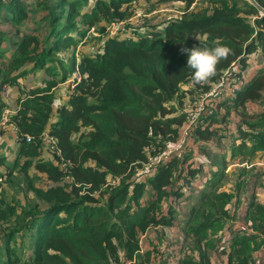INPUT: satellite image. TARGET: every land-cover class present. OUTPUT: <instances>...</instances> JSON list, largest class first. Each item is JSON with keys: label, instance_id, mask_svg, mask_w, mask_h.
<instances>
[{"label": "trees", "instance_id": "trees-1", "mask_svg": "<svg viewBox=\"0 0 264 264\" xmlns=\"http://www.w3.org/2000/svg\"><path fill=\"white\" fill-rule=\"evenodd\" d=\"M16 1L0 0V8L9 9ZM86 1L57 0L55 3L61 10L51 22L65 17L66 24L51 27L48 38L54 37L52 46L44 49L37 35L25 34L0 63V120L5 107L1 97L6 87L22 76V73L11 76L12 73L30 63L35 68L44 67L52 54L75 48L90 28H98L95 25L101 21L122 26L130 17L128 8L121 7L132 0H96L89 14H80ZM169 1L173 0H158ZM175 1L182 2L184 10L178 17L170 18L161 32L140 33L133 29L132 37L106 39L94 57L81 56L77 64L73 60L68 72L75 70L79 82L68 94L65 105L56 103V80L16 99L15 114L8 124L18 128L14 140L19 145L18 156L24 161L18 169L13 166L0 171V190L12 173L26 176L29 169L42 175L46 186L39 188L30 182L28 190L34 200L18 205V212L0 194V264H134L132 259L138 251L140 235L149 226H169L176 209L188 203L189 193L204 189L208 179L200 185V173L204 167L210 168L211 162L203 154L195 156L200 160L189 159L191 163H187L188 153L183 152L180 158L171 157L156 165L151 175L145 170L138 171L140 175L135 171L147 160L150 145L162 148L184 126L188 105L177 113L174 102L181 105L195 86H206L192 83L187 53H182L181 48L222 44L232 50L217 65L207 90L233 63L246 82L217 101L216 111L190 132L193 145L214 142L217 129L210 126L224 120L217 114L221 106L237 109L246 103L262 101L264 66L255 64L262 71L254 75L251 58L258 55L264 58V0H203L204 5L198 9L190 7L194 0ZM66 6L69 8L64 9ZM77 16L79 19L75 20ZM22 19L21 14L15 18ZM125 27L130 28L131 23ZM97 31L101 34L104 29ZM73 33H77L76 38L71 36ZM5 53V49L0 51V61ZM243 71H251L253 77L245 78ZM53 111L55 117L51 119ZM252 119L245 122L250 132L241 131L242 141L236 147L231 145L232 157L251 158L264 151V112ZM10 128L7 124L0 125V141ZM43 131L55 138L60 157L38 141ZM24 135L35 140L26 143ZM247 137L250 146L244 141ZM5 159L0 156V166ZM63 161L68 164V180L61 167ZM136 175L145 176V181ZM107 177L119 179L118 183L109 184ZM146 185L152 187L155 198L142 206ZM232 197L233 194L203 192L198 203L190 208L184 226L199 250L200 243L210 247L213 242L214 250L224 258L212 263L205 251H199L197 260L187 256L180 264H254L251 255L260 243L253 234L243 232L242 236V230L230 231L228 227L214 237L221 228L222 216L230 224L231 216L224 207ZM164 198L169 199L166 216L160 210ZM178 202L182 204L178 206ZM244 205H248L247 201ZM247 218L251 230L264 235V208L249 203Z\"/></svg>", "mask_w": 264, "mask_h": 264}, {"label": "crops", "instance_id": "crops-1", "mask_svg": "<svg viewBox=\"0 0 264 264\" xmlns=\"http://www.w3.org/2000/svg\"><path fill=\"white\" fill-rule=\"evenodd\" d=\"M39 1L40 0H17L13 6H10L9 9L3 10V8H0V35L3 36L0 40V51H4V49L7 51V53L2 56V61H0V63L4 62L5 59H7L9 54L14 50L15 46L21 41L23 35L33 34L38 36V27L43 26L45 24L44 22H46V17L43 20H39V18L41 16H46V14L48 13H51L47 3L45 7L40 8L41 3ZM56 1L57 0H53L54 5L56 4ZM95 1L96 0H92L91 2V0H89L87 3H85L82 9L80 8V14H89L91 12V7L92 5H94ZM133 2H135L134 8ZM145 3V0H132L122 7L123 9L128 8L129 12H133V10L136 8L144 7ZM154 3L155 6L158 7V9L156 11H150L146 13L147 16L151 18V20L155 17L154 15L159 14V12L161 13L165 11L170 13V16H168L169 19L176 18L183 12L184 9V4L180 1L173 0L166 3H158V0H154ZM175 3H181L183 7H181V9L180 7H178L177 9H172V7L175 6ZM67 8L69 7L66 6L64 9ZM53 9H56L54 11L59 13L61 7L55 5ZM20 14L21 16H23V19L21 21H16L15 18H17ZM53 17L54 15L47 23L48 32L46 37H42V39H39V44L44 49L46 47L52 46L53 40H55L54 37L51 36L48 38L51 27L54 26L59 28L60 26L66 24L65 17H63L59 21L51 22ZM166 22L155 24L150 30L161 32ZM101 25L105 26L106 23L104 21H101L97 26L99 27ZM76 34L73 33L71 36L73 38H76ZM58 43L60 44L61 41H59ZM71 48L74 47H70V49H67L65 53L61 52L65 50H60L55 53V55H58V53L60 52V55H63L65 57L70 55V60L63 59L60 62L58 61L59 63L57 64L53 61V58L51 56V60L47 61L44 67L35 68L33 66L34 64L30 63V65L28 64L27 67L21 69L19 72L12 73L11 76L18 73H22V76L18 77L11 86L6 87L5 93L1 97L2 103L5 106L4 108L7 107L10 110H14L17 104L16 99L19 97V95H24L28 93L29 90L41 88L46 85V82L49 81L56 80L57 82H59L63 74L66 75L65 77L71 76L69 78L70 80H67L63 87H69L70 89H72V84H70L69 81L75 79L78 74L75 70L71 73H69L68 71L71 69L73 60L74 64H77L79 59L81 58L79 56L77 58L73 56L75 49L78 52L80 49H83V46L82 44L78 43L76 44L74 49L71 50ZM75 56H77V54H75ZM64 63H70V65L64 67ZM252 65H254L255 68L254 75L259 74L262 71V69L255 65V63H253ZM260 65L264 66V63L262 62ZM55 73H58L57 78L54 75ZM65 77L64 79H67ZM251 77H253V73L249 78ZM59 84L60 83H57L55 85L54 90L56 103L60 102L61 104L65 105L68 100V94L72 91H68L66 93L59 92L60 89L63 88H58L57 86ZM263 112L264 105L262 104V102L246 103L244 107H238L237 109L221 106V108L217 110V114L219 115V117L222 116L224 120H221V122L218 121L212 123V125L210 126V129H217L215 130L216 134L213 138L214 142L202 143L200 146H196L193 145L190 140H187L190 149L189 152H187L188 154L186 156L188 161H186L187 163H191V159H194V161L200 160V158L195 157L198 153L203 154L210 159L211 167L208 169L204 167L205 171L203 170L204 172L200 173V179L202 181L208 179V181L204 185V191H202L201 194L203 192L209 193L211 191H214L216 193L233 194L230 202L224 207L225 211L229 212L231 216V218L229 219L231 226L226 221V217L222 216L220 219L221 228L217 231V233L218 235H220L222 231L228 230L229 227L230 231L234 230L235 228L239 229L240 231L242 230V236L243 232L244 234L246 233V235L253 234L255 236V239L260 243V247L251 255L254 264L264 263V235L257 230H251V224L248 223L247 215L249 203L258 204L264 208V151L255 153L251 158L245 157L248 160H242L240 163H238V165H230L229 162L232 158H234L231 156V150L233 149L231 145L236 147L242 141L240 132H250V129L245 122H252L254 120L252 118ZM54 117L55 113L53 111L51 119H54ZM3 138L5 140L12 141V148L13 150L15 149L17 153L19 150V145L14 140L15 134L12 131H8L7 135ZM244 141L248 146H250L248 137ZM4 144L6 146L9 145L5 141ZM6 155L4 156L7 159H5L3 165L0 166V171H3L4 168L9 167L10 164H13V161H10L8 157L9 155ZM239 156L241 158H244L242 155ZM209 165L210 163L207 164V166ZM137 169L139 172L142 171L141 168ZM139 172H137L136 174L140 175L138 174ZM137 175L136 177H138ZM144 177H138V179L141 181H145V179H143ZM225 179L227 182L225 181ZM106 181L112 182V179H110V177H107ZM114 183L117 184L118 181H115ZM201 194L196 197L195 201L194 198H191L187 204H185L183 207H179L182 209L183 213L179 214L178 211H176L175 214L173 213L172 221L169 226H162L161 224L149 226L144 231V233L140 235V239L138 242L139 248L136 256L132 259V262L134 264H180L181 260L185 259L187 256L197 260L199 251H205V254L208 256L212 263L220 262L221 259L224 258L222 254L214 250L213 242L210 247L205 245L204 242L200 243L198 245L200 247L199 250L197 248V245L194 244L193 238L190 235H187L186 231L184 230L185 223L189 216V210L198 203ZM154 198V191L152 187L146 185L144 197L140 201L141 205H147ZM244 201H247L248 205L245 206ZM168 204V198H164L160 203V210L162 212V215H167ZM224 234L226 235L227 233ZM261 241L263 242L261 243ZM187 250L190 251V254H188Z\"/></svg>", "mask_w": 264, "mask_h": 264}, {"label": "rangeland", "instance_id": "rangeland-1", "mask_svg": "<svg viewBox=\"0 0 264 264\" xmlns=\"http://www.w3.org/2000/svg\"><path fill=\"white\" fill-rule=\"evenodd\" d=\"M145 1H146V3L144 5V7L136 8L133 10V12L128 11V13L130 14V17L126 23H128V22L131 23L130 28L125 27L126 23L124 25L122 24V26H121L120 23H118V22L107 23L105 26L101 25L98 28L92 27V28H90L88 34H86L85 38L81 40L82 42H79V44H82L83 49H80L78 52L75 49L73 56L76 58L78 56L79 57H81V56H88V57L93 56L94 57L95 56L94 54L101 50L103 43L109 37L121 38V37L127 36V35L132 37L133 32L131 30H133V29H137L140 33L145 32V31H148L151 28H153V26L155 24H158L160 22H166L169 19L168 16H170V13L165 11V12H161V13L159 12V14L154 15L155 17L151 20V18H149L146 13H148L150 11H152V12L156 11L158 9V7L155 6L154 0H145ZM39 2L41 3L40 8L45 7V5L47 3V5L49 6L48 8L50 9V12H51V13L46 14V16H44V17L41 16L39 18V20H43L46 17L45 18L46 22H44L45 24L43 26H39L38 31H37L38 39H42V37L45 38L47 35V32H48L47 23H48V21L57 12L54 11L56 9H53L54 6L56 5V4L55 5L53 4V0H40ZM91 2H92V0H91ZM203 2H204L203 0H194V3L190 7H192V9L201 8L204 5ZM23 3H24V1H23ZM172 5H170V6H172ZM134 6H135V2H133V8H134ZM178 7H180V9H181V7H183V5L181 3H175V6H173L172 9H175V8L177 9ZM121 9H123V7H121ZM35 16H34V18H35ZM172 16H174V15H172ZM78 19H79V16H77L75 18V20H78ZM150 23H154V24H150ZM97 24H96V26H97ZM99 28H101L102 30L104 29V32L100 34L99 31H97V29H99ZM78 49H79V47H78ZM61 52L65 53L66 51H61ZM75 54H77V56H75ZM52 58H53V61L56 62L57 64L63 59H66V60L71 59L70 55L65 57L63 55H60V52L58 53V55L52 54ZM251 62L255 63V64H261L262 62H264V58L259 56V55L258 56H252ZM68 65H70V63H64V67H66ZM242 73H243L245 78H249L251 76V71H243ZM60 74H61V72H60ZM54 75L57 78L58 73H55ZM70 77L71 76L65 77L67 79H64L62 81L60 80L59 82H57V83H60L57 87L62 88L63 85L65 84V82L67 80H70L69 79ZM71 81H69V83ZM244 83H246V82L244 81L243 84ZM208 84H210V82L207 83L205 87L200 86V88H198L197 86H195L194 90H192V93L187 95L186 98L184 99V101L181 102V105L174 102L175 105L177 106L176 112L177 113L181 112V109L183 110V107L185 106V104L189 105L190 103L194 102L191 100H193V99L198 100L199 97L203 93L206 92L207 88L209 87ZM71 90L72 89H70L69 87L68 88L63 87L62 89H60L59 92L66 93V92L71 91ZM29 91H28V93H29ZM261 102L264 105V97H263ZM58 106H60V105H58ZM214 110L216 111V108H214ZM184 120H185V118H184ZM4 141L7 142V144H9L11 146H9V145L6 146L4 144ZM190 141H192V140H190ZM187 145H188V143H187ZM12 147H13L12 141L5 140L4 138L2 139V141H0V156H4L7 154V155H9L8 157H9L10 161L11 160L13 161V165L10 164V166L4 168L3 171H5V170L7 171L11 166L17 167V169H18L23 165V161H24L23 158L21 156H18V152L16 153V150L15 149L13 150ZM189 149H190V146L185 148L184 152H186V153L189 152ZM12 150H13V152H12ZM46 150H48V149H46ZM242 160L247 161L248 159L245 157L241 158L240 156L239 157L234 156V158L231 159L229 164L230 165H234V164L238 165V163H240ZM204 171H201V172H204ZM27 175L25 176L24 173L22 174V173H17V172L12 173L9 181L4 182L3 186L0 190V194L3 196V198L6 200V202L16 206L17 212L20 210V207L18 205H24L25 203L30 204L34 200L33 199V193L30 190H28L29 189L28 185L30 184V182L35 187L42 188V187L46 186L45 178L42 175H38L37 173H35L32 169H29ZM26 177L28 178L27 180H26ZM225 181H226V179H225ZM63 182H65V181H63ZM203 182L204 181L201 180V182H198V183H200V185H201ZM202 191H204V190L193 189L189 193V197H190L189 200L191 198H194V201H195L196 197L199 196ZM176 211H178L179 214L183 213L182 209H180V208L176 209ZM216 236H219L218 233L214 237H216Z\"/></svg>", "mask_w": 264, "mask_h": 264}, {"label": "built area", "instance_id": "built-area-1", "mask_svg": "<svg viewBox=\"0 0 264 264\" xmlns=\"http://www.w3.org/2000/svg\"><path fill=\"white\" fill-rule=\"evenodd\" d=\"M262 15L263 13H260V16ZM239 73L240 72L237 71V65L233 63L229 69L223 72L222 77L216 84H214L209 90L203 93L198 100L190 103L186 108L185 124L179 130L177 137L170 142H164L163 147L159 149L155 145H150V147L147 149V160L141 164V170H145L147 171L148 175H151L154 173L156 165L165 162L171 157L180 158L187 145V140H189L190 132L197 126L202 125L204 122V118L213 113L217 101L221 100L224 96L233 94L235 89L243 84L244 80H242L241 76L238 75ZM241 74L243 75L242 72ZM77 82H79V76L73 79L70 83L73 87ZM19 108L20 106H18V109ZM14 114L15 110H10L7 107L4 108L2 111L0 125L6 126L7 124L11 127L10 130L14 134L18 135V128L11 123L8 124L9 119ZM23 137L25 138L26 143H31L33 140H35L34 137L29 135H24ZM38 141L45 149H53L54 153L58 157L61 156L59 149L56 148L55 138L48 134L46 131H43L40 134V136L38 137ZM61 167L64 169L63 174L65 176V180H68V164L63 161ZM135 172H138L137 168ZM118 180L119 179H112V182L108 183L114 185V182ZM182 191L185 192V188H183ZM180 204L182 203L178 202V206ZM129 263L130 262H127L126 264Z\"/></svg>", "mask_w": 264, "mask_h": 264}, {"label": "clouds", "instance_id": "clouds-1", "mask_svg": "<svg viewBox=\"0 0 264 264\" xmlns=\"http://www.w3.org/2000/svg\"><path fill=\"white\" fill-rule=\"evenodd\" d=\"M187 53V67L192 70L191 80L195 84H207L216 75L217 65L232 54V50L222 44L214 47L181 48Z\"/></svg>", "mask_w": 264, "mask_h": 264}]
</instances>
